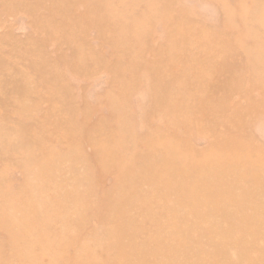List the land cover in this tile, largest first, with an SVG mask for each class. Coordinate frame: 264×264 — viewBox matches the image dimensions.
Here are the masks:
<instances>
[{
  "label": "rangeland",
  "instance_id": "374dc122",
  "mask_svg": "<svg viewBox=\"0 0 264 264\" xmlns=\"http://www.w3.org/2000/svg\"><path fill=\"white\" fill-rule=\"evenodd\" d=\"M0 264H264V0H0Z\"/></svg>",
  "mask_w": 264,
  "mask_h": 264
}]
</instances>
